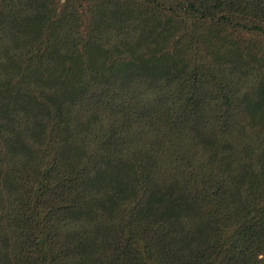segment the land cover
Here are the masks:
<instances>
[{"label": "trees", "instance_id": "1", "mask_svg": "<svg viewBox=\"0 0 264 264\" xmlns=\"http://www.w3.org/2000/svg\"><path fill=\"white\" fill-rule=\"evenodd\" d=\"M0 264H264V0H0Z\"/></svg>", "mask_w": 264, "mask_h": 264}]
</instances>
